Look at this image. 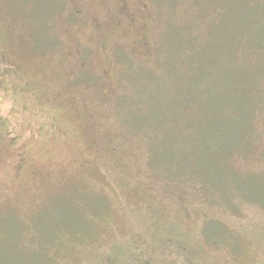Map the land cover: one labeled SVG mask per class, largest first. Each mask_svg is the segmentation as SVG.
I'll return each mask as SVG.
<instances>
[{"label":"rangeland","instance_id":"374dc122","mask_svg":"<svg viewBox=\"0 0 264 264\" xmlns=\"http://www.w3.org/2000/svg\"><path fill=\"white\" fill-rule=\"evenodd\" d=\"M0 264H264V0H0Z\"/></svg>","mask_w":264,"mask_h":264}]
</instances>
